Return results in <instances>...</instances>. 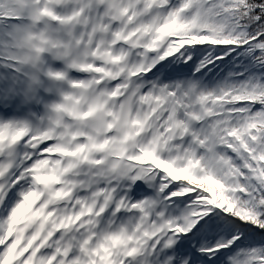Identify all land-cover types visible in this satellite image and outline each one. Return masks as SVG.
I'll list each match as a JSON object with an SVG mask.
<instances>
[{
	"label": "snow or ice",
	"instance_id": "6c2138e0",
	"mask_svg": "<svg viewBox=\"0 0 264 264\" xmlns=\"http://www.w3.org/2000/svg\"><path fill=\"white\" fill-rule=\"evenodd\" d=\"M0 264H264V0H0Z\"/></svg>",
	"mask_w": 264,
	"mask_h": 264
}]
</instances>
